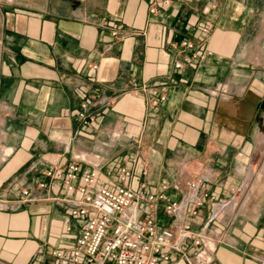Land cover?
Listing matches in <instances>:
<instances>
[{
  "label": "crops",
  "instance_id": "crops-1",
  "mask_svg": "<svg viewBox=\"0 0 264 264\" xmlns=\"http://www.w3.org/2000/svg\"><path fill=\"white\" fill-rule=\"evenodd\" d=\"M156 2L152 13V0H0V264H64L53 251L75 245L85 217L55 198L76 196L61 181L36 184L72 160L109 186L116 168L144 166L150 190L170 184L164 193L174 199L202 178L220 202L205 199L203 223L216 211L211 223L224 233L212 264H264V175L256 181L252 169L264 138V111L255 114L264 78L238 76L264 66L242 56L246 6ZM117 27L126 29L116 36ZM249 182L239 205L237 190ZM156 213L160 226L173 220L162 201ZM158 264L188 263L175 252Z\"/></svg>",
  "mask_w": 264,
  "mask_h": 264
},
{
  "label": "built area",
  "instance_id": "built-area-1",
  "mask_svg": "<svg viewBox=\"0 0 264 264\" xmlns=\"http://www.w3.org/2000/svg\"><path fill=\"white\" fill-rule=\"evenodd\" d=\"M149 9L152 13L159 12L156 0H152ZM125 29L117 27L112 32L117 36ZM181 45L194 46L190 40H183ZM190 60L191 57L187 56L186 61ZM176 66L180 67L181 62ZM87 107L83 103L79 112L85 122L92 119ZM116 169L115 186L101 182L95 169L82 172L76 160L63 166L52 164L43 171L44 177L36 185L44 188L54 181H61L66 191L74 192L76 196L55 198L69 201L71 213L85 217L75 245L71 249L53 251L64 264L82 261L84 264H158L169 261L175 252L180 253L188 264H212L216 244L224 239V233L220 225L211 223L219 219L216 211L209 213L208 221L203 223L201 206L205 199L210 198L214 207L220 202L216 203L209 196L202 178L188 179L184 195L181 199H174L164 193L170 184L164 183L157 190H150L149 183L141 178L147 173L144 166L140 172H136L134 166ZM114 172L113 169L107 170L108 175ZM22 192L29 194V189L24 188ZM160 201L164 213L173 217L164 226L157 221ZM143 206L149 208L145 217ZM192 245L195 248L189 253L188 248Z\"/></svg>",
  "mask_w": 264,
  "mask_h": 264
},
{
  "label": "rangeland",
  "instance_id": "rangeland-1",
  "mask_svg": "<svg viewBox=\"0 0 264 264\" xmlns=\"http://www.w3.org/2000/svg\"><path fill=\"white\" fill-rule=\"evenodd\" d=\"M240 4H244L245 14L247 15L249 22L245 23L242 30H244L242 37L240 39V49H244L243 58H247L251 66V61L260 63L261 66H264V0H237ZM241 66L246 67L245 64ZM260 66V65H258ZM240 69L239 66H237ZM257 68V67H256ZM238 76L242 79L249 78L252 76L255 79H260L259 77L264 78V67H261L260 70H255L254 73L251 71L243 72L238 70ZM257 150L254 157V166H253V176L255 180L263 178L264 175V140L256 146ZM247 185V189L246 186ZM253 183L249 182L244 184L242 188L237 190L236 201L239 205L243 204L247 198V193L253 188ZM243 189V190H242Z\"/></svg>",
  "mask_w": 264,
  "mask_h": 264
},
{
  "label": "flooded vegetation",
  "instance_id": "flooded-vegetation-1",
  "mask_svg": "<svg viewBox=\"0 0 264 264\" xmlns=\"http://www.w3.org/2000/svg\"><path fill=\"white\" fill-rule=\"evenodd\" d=\"M264 111V98L260 101L258 105H256V116L259 114V112Z\"/></svg>",
  "mask_w": 264,
  "mask_h": 264
},
{
  "label": "bare ground",
  "instance_id": "bare-ground-1",
  "mask_svg": "<svg viewBox=\"0 0 264 264\" xmlns=\"http://www.w3.org/2000/svg\"><path fill=\"white\" fill-rule=\"evenodd\" d=\"M262 139H264V138H262ZM4 150H5V149H4ZM6 152H7V150H6ZM254 185H255V184H254ZM254 185H253V186H254ZM245 187H246V186H245ZM242 190H243V189H242Z\"/></svg>",
  "mask_w": 264,
  "mask_h": 264
}]
</instances>
